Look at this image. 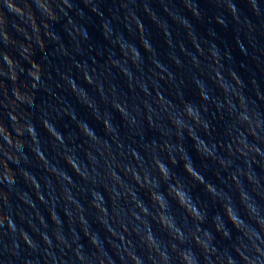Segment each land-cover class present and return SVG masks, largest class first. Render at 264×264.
<instances>
[{
  "label": "clouds",
  "instance_id": "1",
  "mask_svg": "<svg viewBox=\"0 0 264 264\" xmlns=\"http://www.w3.org/2000/svg\"><path fill=\"white\" fill-rule=\"evenodd\" d=\"M243 4L0 0V264H264V0Z\"/></svg>",
  "mask_w": 264,
  "mask_h": 264
},
{
  "label": "water",
  "instance_id": "2",
  "mask_svg": "<svg viewBox=\"0 0 264 264\" xmlns=\"http://www.w3.org/2000/svg\"><path fill=\"white\" fill-rule=\"evenodd\" d=\"M112 0H105V3H111ZM155 2V0H154ZM172 2H177V0H172ZM198 2L201 4L202 7L205 8V11H207V8H206V0H198ZM238 2V5L240 6L241 10L242 11H246L245 9V6L243 4V0H237ZM199 30L202 32V33H205L206 34V29L207 28H215V31L217 32V37H218V43L219 41H223L225 45H227V47L229 48V50H232L233 51V57H234V61L237 63V67L240 71V73L244 76L247 75V72H246V69H243V68H239V63L242 62V58H240L238 56V54L235 53L234 51V46H233V39H232V36H233V33L231 31V29H229L228 31H224V30H221L219 28H216L214 23L213 24H205L204 27H199ZM94 43H100L98 37H94Z\"/></svg>",
  "mask_w": 264,
  "mask_h": 264
}]
</instances>
